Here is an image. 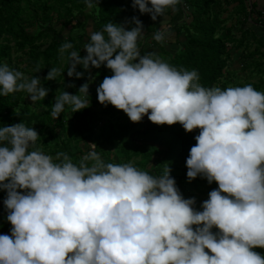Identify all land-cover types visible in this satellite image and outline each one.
I'll return each instance as SVG.
<instances>
[{
  "label": "clouds",
  "instance_id": "9594fccd",
  "mask_svg": "<svg viewBox=\"0 0 264 264\" xmlns=\"http://www.w3.org/2000/svg\"><path fill=\"white\" fill-rule=\"evenodd\" d=\"M85 3L91 8L94 0ZM178 3L132 0V7L156 20ZM127 23L135 26L109 21L90 31L84 56L71 41L62 43L68 77L84 76L78 65H104L113 74L96 89L102 104L122 109L133 122L148 114L156 124L199 128L187 177H206L218 189L197 210L196 198L182 196L168 167L150 174L132 163H105L95 143L77 165L65 152L41 151L37 130L23 121L0 125V189L12 225L11 235L0 234V264H264L254 250L264 248V92L252 84L202 86L196 69L178 70L154 52L141 55L143 23L137 16ZM167 35L161 27L153 38ZM64 71L54 66L45 79ZM89 82L76 94L56 95L51 116L66 106L72 112L88 107ZM19 91L35 102L49 89L39 76L0 64V95Z\"/></svg>",
  "mask_w": 264,
  "mask_h": 264
},
{
  "label": "trees",
  "instance_id": "16d2710c",
  "mask_svg": "<svg viewBox=\"0 0 264 264\" xmlns=\"http://www.w3.org/2000/svg\"><path fill=\"white\" fill-rule=\"evenodd\" d=\"M234 3H237V6L232 7ZM183 5L190 7V11L186 13L181 23L168 28V34L174 33L177 36L183 33L184 41L179 42V49L173 54L162 51L157 55L178 70L196 69L202 86H216L228 72L231 46L249 50L252 44L248 43L247 35L256 44L248 55L252 57L264 54L260 51L264 49V40L259 39L247 27L249 24L252 29H258V33L262 34L264 14L262 15L261 10L253 14L256 8L254 0H182ZM228 7H232L230 13L240 15L246 25L240 36L233 34L231 26H227L230 15L222 16ZM133 16L139 17L142 21L143 32L152 29L151 23L154 20L151 15L141 14L138 8L134 9L132 0H94L91 8L86 5L85 0H0V64L7 63L11 68L28 74L30 78L39 76L43 86L49 89L48 94L36 102L38 107H46V111L41 114L30 106H17L22 91L0 95V125L10 126L23 121L37 130L40 136L37 143L45 145L53 143L52 149L56 152H52V155L65 152L73 163L79 165L81 159L77 157V152L71 150V140L68 142L61 139L64 121L61 118L52 121L50 118L51 100L55 91L45 77L54 66L65 68L63 75L66 77H62V91L76 94L79 87L89 81V70L78 65L77 70L84 72V76L68 77L67 53L63 56L60 53L62 43L66 40L71 41L73 49L80 50V55L84 56L87 54L83 46L88 41L85 31L88 21L93 23L92 31L102 29L109 21L124 24L130 30L135 25L127 21ZM74 30L78 32L74 33ZM142 40L143 38L138 42L140 53L144 43ZM160 42L162 41L153 40L154 44ZM22 64L24 67L20 66ZM37 68H40L39 72H36ZM90 69H99L100 82L113 74L112 70L104 65ZM255 69L258 73H264V65H257ZM221 83L220 87L225 88L224 82ZM69 84L74 86L68 87ZM252 86L264 92V80ZM79 113L76 125L70 122L66 124L75 142H93L97 146V152H103L105 146L115 147L122 159L137 156L139 161L135 166L149 171L150 174H161L168 167L169 174L175 178L184 198L195 197L201 186L208 183L207 178L200 175L191 180L187 177L186 159L190 154V148L197 143L195 136L200 133L199 128L189 132L179 122L172 125L156 124L148 119V114L143 116L147 122L140 133L136 132V129L143 118L138 122H133L129 118V123L108 119L97 128L98 116L94 111L86 107L79 110ZM102 113L115 116L124 111L108 103L102 104ZM134 134H140L139 142L132 139ZM212 187L218 189V182L214 181ZM5 196L6 190L0 189V234L11 235L12 225L7 220L8 210L3 204ZM195 227L194 225L193 228ZM212 231L216 232L218 229L214 227ZM254 250L264 255V248L256 247Z\"/></svg>",
  "mask_w": 264,
  "mask_h": 264
},
{
  "label": "rangeland",
  "instance_id": "374dc122",
  "mask_svg": "<svg viewBox=\"0 0 264 264\" xmlns=\"http://www.w3.org/2000/svg\"><path fill=\"white\" fill-rule=\"evenodd\" d=\"M254 2L256 4V8L253 14L255 15L256 11L259 12V10H261L262 15H263L264 14V0H254ZM245 4H248V2H245ZM235 6H237V3H234V5H232V7H235ZM232 7H228L227 12L222 14V16L230 15L229 20L227 22V26H231L233 34H235L236 36H240L241 32L246 28V25L241 20L240 15H235L234 13H230V10ZM183 10L184 12L188 13L190 11V7L188 8L187 6L183 5ZM145 24L147 26V23ZM169 27H171V24L166 25L165 28L168 30ZM247 27L250 28L249 30H252V31L255 30V28L253 30L251 25L249 24L247 25ZM56 28L58 29L59 27L56 26ZM92 28L93 27H92L91 21H88L85 27V31L87 35L92 30ZM153 30H155L154 27H152V29L147 30V32L146 31L143 32L145 34L143 37V40H146L148 36V35L146 36V33L150 35ZM77 32L78 30H74V33H77ZM65 33L66 31L64 32V34ZM255 34L259 37V39L264 40L262 34L261 35L259 33H255ZM150 38H151L150 47L145 48L146 44H143L142 49H141L142 51L141 55L147 54L148 52H154L156 54H159L162 51H164L166 54H173L179 49L178 46L177 47L175 45L171 46V44H173L174 42V41L171 42V33L167 35L164 41L158 44H153V40H155L153 36H151ZM246 38L249 39V40L247 39L248 43L252 44L251 46H249V50L245 51L243 47L234 48V45L230 47L228 68H227L228 72L224 75L221 81L217 83L216 86L220 87V84H222L221 82H224L225 88H227V87H234V86H243L246 84H257L258 82H262L264 80V73L262 72L258 73V71L255 69L257 65H264V54L263 55L256 54L252 57L248 55L249 52L252 51L253 46H256V44L254 43L252 38H249L248 35L246 36ZM260 51L264 53L263 48L260 49ZM13 61H15V59H13ZM20 66L24 67L23 64ZM99 74H100L99 69H89L88 71V76H89V81H90V82L88 81L89 82V100L91 101L88 108L94 111L98 116L97 128L101 126L102 124H104L105 121L108 119H112V120L116 119L118 122L129 123L130 121L129 116L125 112L116 114L115 116H107L102 113V103L99 102L97 98V91H96L97 87L101 83ZM25 75L28 76V74H25ZM28 77L30 78V76ZM62 77L65 78L66 76L59 75L57 79L47 80L48 84L55 91L54 96L52 97V100H51L52 105L55 103L56 95H59L62 92V83H63ZM36 102L37 101L33 102L31 100L30 96H28V93L26 91H22L20 98L17 102V106L19 107V106L27 105V106H30L36 112H40V114L44 113L46 111V107H43V106L38 107L36 105ZM52 105H51V109H52ZM79 114H80L79 110L72 112L71 107L66 106L64 112L61 113L60 116L57 118H61L64 121V126H65L63 132L61 133V139H63L64 141L71 140L70 141L71 142L70 146H72L71 150L77 152L76 153L77 157L81 159V157L89 151L88 144H91L93 142H90V143L75 142V139L71 137V132L69 130V127L66 126V124H68L69 122L71 124L76 125L78 122ZM50 118L52 119V121H55L57 119L51 116V112H50ZM146 122H147V119L146 117H144L143 120L139 123V126L136 129V132L140 133L143 129V126L146 124ZM96 132H97V129H96ZM132 139L136 142H139L141 140V136L140 134H134L132 136ZM52 144L53 143L50 142L49 145H45L44 143L40 142V143H37L36 146L44 153L52 155V152L55 151L54 149H52ZM103 150H104L103 152H98V153L100 154L101 158L104 160L105 163L107 162L121 163V164L122 163H132L135 166V164L139 161V157L137 156H131L130 159H122L117 153V150L115 147L105 146ZM52 156L55 157L56 154ZM213 184H214V181H212V183H207L201 186L200 191L195 194L196 203L194 205V208H196L197 210H200L203 201L206 199H209L210 191L214 190L212 187Z\"/></svg>",
  "mask_w": 264,
  "mask_h": 264
},
{
  "label": "crops",
  "instance_id": "0c3cea01",
  "mask_svg": "<svg viewBox=\"0 0 264 264\" xmlns=\"http://www.w3.org/2000/svg\"><path fill=\"white\" fill-rule=\"evenodd\" d=\"M184 15L185 14L183 12L182 0H179V3L175 6V10H173L172 8H168L163 16H158V18L151 23V27H154L155 31H156V30L161 29V27L165 28L166 25L171 24V26H172L176 23H179L182 19H184ZM92 27H93V23H92ZM253 30H254V28H253ZM153 31H152V33H153ZM253 32L258 33L259 31H258V29H255ZM152 33L150 35L148 34V37L146 38V40H143V42H144L143 44H146L145 48L150 47V44H151V38L150 37L153 36ZM172 41H174V42H173V44H171V46L175 45L176 47L177 46L179 47V42L184 41V34L180 33L176 36V34L171 33V42Z\"/></svg>",
  "mask_w": 264,
  "mask_h": 264
},
{
  "label": "built area",
  "instance_id": "2783aa9c",
  "mask_svg": "<svg viewBox=\"0 0 264 264\" xmlns=\"http://www.w3.org/2000/svg\"><path fill=\"white\" fill-rule=\"evenodd\" d=\"M183 12H184V10H183ZM184 14L186 15V12H184ZM184 15V16H185ZM262 36H263V38H264V21H263V24H262ZM156 41V40H155ZM156 42H158V41H156Z\"/></svg>",
  "mask_w": 264,
  "mask_h": 264
}]
</instances>
